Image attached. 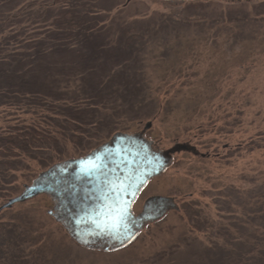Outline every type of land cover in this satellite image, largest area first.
<instances>
[{
	"label": "rangeland",
	"instance_id": "1",
	"mask_svg": "<svg viewBox=\"0 0 264 264\" xmlns=\"http://www.w3.org/2000/svg\"><path fill=\"white\" fill-rule=\"evenodd\" d=\"M100 1L111 8L110 12L122 9L120 21L125 22L176 14L187 1H192L195 13L211 17L207 23L227 14L252 15L254 9L264 8V0ZM255 18L262 20L264 14ZM217 24L221 22L206 25L204 33L198 27L200 33L194 29L182 32L181 36L189 40L178 53L150 55L146 59V107H157L153 116L129 119L104 115L105 128L95 130L96 135L92 136L94 131L83 135L80 130L71 134L73 129L57 128L55 122L62 119L40 106H0V130L31 123L44 128L55 140L36 158L21 160L13 171L14 179L8 178L7 184L14 187L0 205L37 178L43 170L40 161L57 162L85 155L114 133L141 132L147 121L150 126L142 135L169 158L167 165L141 189L133 211H141L153 195L172 197L175 207L168 209L163 218L145 221L131 243L120 248H115L119 244L113 238L108 242L89 238L85 243L75 239L67 226L56 219L53 200L45 192L2 209L0 220L17 217L23 223L29 221L31 229L26 236L33 239V244L25 252L35 264H160L167 257V248L179 243L183 235L191 245L180 246V250L200 252L208 234L187 225L183 204L199 208L201 220L209 226L216 218L218 187L239 183L248 174L264 177V22L260 30L252 32L249 30L254 28L247 21V34L229 51L225 48L224 28L214 35ZM251 139L252 146L258 143L263 147L257 151L244 148ZM176 143L193 145L197 152H171ZM100 229L102 225L97 231Z\"/></svg>",
	"mask_w": 264,
	"mask_h": 264
},
{
	"label": "trees",
	"instance_id": "2",
	"mask_svg": "<svg viewBox=\"0 0 264 264\" xmlns=\"http://www.w3.org/2000/svg\"><path fill=\"white\" fill-rule=\"evenodd\" d=\"M191 2L176 14L125 22L120 21L122 9L110 12L100 0H0V106H40L62 119L55 122L57 128L83 135L94 131L92 136L105 128L104 115L153 116L157 107H146L145 64L150 55L178 53L189 40L182 32L204 33L206 25L220 22L214 35L224 28L229 51L247 34V21L252 32L264 22L255 18L264 14L263 8L207 23L210 16L195 13ZM29 124L0 130V201L10 195L14 186L7 184L8 178L14 179L21 160L36 158L55 141L44 128ZM252 140L243 147H263L252 146ZM40 162L38 175L56 163ZM214 202L216 218L209 226L199 208L183 204L187 225L208 234L203 249L182 252L180 246L191 245L183 235V244L169 246L160 264H264V177L248 174L239 183L218 187ZM24 222L17 217L0 220V264H35L25 252L33 239L26 236L29 221ZM135 236L115 248L130 244Z\"/></svg>",
	"mask_w": 264,
	"mask_h": 264
},
{
	"label": "flooded vegetation",
	"instance_id": "3",
	"mask_svg": "<svg viewBox=\"0 0 264 264\" xmlns=\"http://www.w3.org/2000/svg\"><path fill=\"white\" fill-rule=\"evenodd\" d=\"M164 1L174 3L184 0ZM141 146H143L148 157L154 163V166H147L145 168L143 177H146L161 168L163 163H167L168 157L165 155L166 152L157 150L138 131L114 133L109 140L90 150L85 155L63 159L55 163L64 162L66 165H62L61 168L59 167L55 170L57 175L55 190L49 195L53 200L56 219L66 223L65 225L69 227L67 229L75 239H80L79 233L85 229L90 228L92 231H96L97 227L93 222L96 209L101 208L102 204H111L115 200H119L123 208L124 196L126 197V201H124V213L129 221L127 225L121 226L119 231H112L110 228L103 229L94 237V240L108 241L114 235L123 234L131 236L137 233L143 216H141L142 210L139 212L133 211V204L141 189L152 178V176H149L140 187L136 185L140 181ZM97 148L100 149L96 152ZM92 165H96V167L93 168ZM91 171L99 172L98 176L103 181L104 186L100 189L99 187L92 189L91 184H89L90 189L85 196L79 195L74 191V188L86 181L85 177L89 176ZM137 187L139 188L135 193L134 191H136ZM109 188L111 189L110 193L106 196V191ZM129 193L131 195L134 194V196L131 198ZM85 202L91 203V205L88 208H82L81 204ZM127 202L129 203L128 205ZM66 215H68V219L65 218ZM82 225H85V227Z\"/></svg>",
	"mask_w": 264,
	"mask_h": 264
},
{
	"label": "water",
	"instance_id": "4",
	"mask_svg": "<svg viewBox=\"0 0 264 264\" xmlns=\"http://www.w3.org/2000/svg\"><path fill=\"white\" fill-rule=\"evenodd\" d=\"M149 126H150V122L147 121L145 123L143 129L141 130V132H139V134L142 135V132L144 130H146ZM99 149L100 148H97L95 151L97 152ZM181 149H184L186 151H191V152H197L195 147L193 145L188 144V143H176L170 149V151L173 152V151L181 150ZM94 152H93V154H94ZM168 160H169V158H167V162H168ZM140 161H141V164L139 167L140 181L137 182V184H136L139 187L142 186V184L147 180V178L149 176H153L155 174H158L163 169V167L167 165V163H165V164L163 163L161 168L150 173L148 176L143 177L145 168L147 166H149V167L154 166L152 159L150 157H148L146 151L143 149V146H141ZM63 163L64 162L59 163V164H54L50 169L43 171V173L39 174L37 176V178H35L30 184H24L23 190L20 193H18L17 195H15L13 197L8 198L4 203H2L0 205V211L4 208L11 207L16 202L24 201V200L31 198V197L39 194V193H42V192L52 194L53 191L55 190V185H56L55 180L57 179V177H56L57 175H56L55 170L59 167L61 168L62 165H66V163H64V164ZM98 174H99V172H97V171H95V172L91 171V173H89V176L85 177L87 180L82 182L80 185L76 186L74 188V191L77 192L79 195L85 196L87 191L90 189L89 184H91L92 189H96V187H99V189L102 188L104 186V184H103V181L98 176ZM139 187L136 188V191H134L135 193L137 192V189ZM110 190H111L110 188L107 189L106 196L110 193ZM133 196H134V194L131 195L130 197L132 198ZM124 201H126L125 196H124V200H123V208L125 207ZM128 202H127V205L129 204ZM145 204L143 205V209H142V213H141V216H143L142 217L143 220L145 218L144 222L148 221V220H154L156 218H160L168 209L175 207V204L172 201V197H169V196L165 197L162 195L161 196L160 195L150 196L146 200ZM81 205H82V208H88L91 205V203L85 202ZM54 210H55V208H54ZM49 212H51V210H49ZM66 217H67V219L69 218L68 215H66ZM143 220H141V222L139 223V226H141L144 223ZM65 222H67V221H65ZM77 222H78V220H77ZM93 222H94V225L97 227L96 231H92L90 228H88V229H85L79 233L80 239H78V240L81 241L82 243L89 241V238L94 239V237H96L98 235V233L101 232V230L109 228L107 226L105 220L101 219L97 215V213L93 216ZM128 222L129 221L127 220V216L124 213V219H123L121 226L124 227L125 225H127ZM64 224H66V223H64ZM99 225H102L103 229H100L99 231H97ZM67 228L69 229L68 226H67ZM118 235L112 236L109 240H111L113 238V240L116 241L115 243L122 244V243L128 241L131 237H133L134 234H132L131 236L123 235V234H120L119 236Z\"/></svg>",
	"mask_w": 264,
	"mask_h": 264
},
{
	"label": "snow or ice",
	"instance_id": "5",
	"mask_svg": "<svg viewBox=\"0 0 264 264\" xmlns=\"http://www.w3.org/2000/svg\"><path fill=\"white\" fill-rule=\"evenodd\" d=\"M92 167L95 168L96 165H92ZM113 191L115 190L113 189ZM124 211L119 200H115L111 204H103L101 208L96 209L97 215L105 220L112 231H119L124 219Z\"/></svg>",
	"mask_w": 264,
	"mask_h": 264
}]
</instances>
